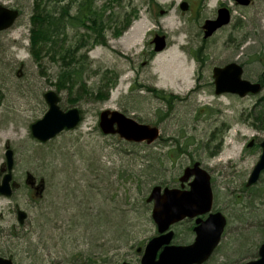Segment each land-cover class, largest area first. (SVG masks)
Wrapping results in <instances>:
<instances>
[{
    "label": "rangeland",
    "instance_id": "obj_1",
    "mask_svg": "<svg viewBox=\"0 0 264 264\" xmlns=\"http://www.w3.org/2000/svg\"><path fill=\"white\" fill-rule=\"evenodd\" d=\"M78 2L40 0V16L54 18L53 36L35 57L36 1L0 0L19 11L0 32V179L10 148L14 182L10 196L0 195V256L14 264H138L136 248L157 233L151 188L178 187L183 169L198 161L210 175L213 207L229 222L224 245L232 261L244 262L264 240V170L246 185L264 139V0H96L100 35L66 22ZM220 7L230 21L205 38L204 20ZM153 32L166 35L161 52L148 43ZM233 61L243 79L261 85L258 93H214L212 68ZM71 68L78 72L61 79ZM49 90L81 120L39 142L30 125L46 112ZM106 109L157 127L159 137L147 144L103 134Z\"/></svg>",
    "mask_w": 264,
    "mask_h": 264
},
{
    "label": "water",
    "instance_id": "obj_2",
    "mask_svg": "<svg viewBox=\"0 0 264 264\" xmlns=\"http://www.w3.org/2000/svg\"><path fill=\"white\" fill-rule=\"evenodd\" d=\"M240 5H248L251 0H234ZM181 10L188 9L187 2H181ZM19 16V11L0 5V32L10 28ZM230 21V12L225 7L216 11L214 19H206L202 25L204 37L211 36L219 28ZM154 52H161L166 47L164 34H155L151 39ZM243 68L236 62H228L223 66L212 68L214 93H232L243 97L249 93L256 94L261 89L259 83H251L242 78ZM47 104L44 115L30 125L32 136L39 142H46L65 129H72L80 122V112L76 107L63 111L59 106L58 94L49 90L43 94ZM98 126L105 135L117 134L128 142H145L151 144L159 137V129L155 126L139 123L131 117L117 110H103L99 113ZM250 140L247 146H252ZM261 153L254 164L246 185L255 183L264 170V139L259 143ZM5 164L1 168L3 175L0 179V195L8 197L13 192L12 166L13 151L6 148L4 152ZM31 177L28 175L26 181ZM191 178V180H189ZM183 185L188 182V188L164 187L155 185L151 188L146 201L152 202L151 218L155 223L158 235L148 240L142 253L140 264H191L200 262L218 243L220 233L224 226V216L220 212L210 214L209 217L195 227L197 235L195 241L187 246H166L157 255L163 244H167L172 232H165L169 226L184 217H194L207 213L212 206V191L209 173L196 161L191 166L183 169L178 177ZM38 191L42 186L36 187ZM17 221L24 223L26 212L21 209L16 211ZM260 259L245 264H264V246L259 251ZM0 264H14L10 258L0 256Z\"/></svg>",
    "mask_w": 264,
    "mask_h": 264
},
{
    "label": "flooded vegetation",
    "instance_id": "obj_3",
    "mask_svg": "<svg viewBox=\"0 0 264 264\" xmlns=\"http://www.w3.org/2000/svg\"><path fill=\"white\" fill-rule=\"evenodd\" d=\"M155 34H157V32H153V36ZM159 34H162V33L159 32ZM148 43L153 48V44L151 43V40ZM80 115H81V113H80ZM189 180H191V178ZM26 182L29 183V185L31 187H34L35 190H37L36 189L37 186L35 184V181L32 178H30L29 181H26ZM178 188L187 189L188 188V182H184L183 185H181V183L179 182ZM149 203L152 204V202H149ZM216 212H220L224 216V226H223L222 231L220 233L218 243L210 251V253L206 257H204V259H202V261L193 262L191 264H239L237 261H234V260L232 261V257L230 255V250L227 251L228 245L231 244V241L229 240V237L231 235V233H230L231 230L228 227L229 222L221 210L213 207V196H212V206L207 213L198 214V215H195L194 217H185V218L181 219L180 221L172 223L169 226V228L165 232H169V231L172 232L171 239L167 244L161 245V247L157 251V255L166 246H171V245H173V246H187V245L192 244L195 241V237L197 235L195 227L200 225L202 223V221H205L209 217L210 214H213ZM179 225H182V226L179 227ZM176 226H178L179 228H182V229L177 230V229H175ZM155 227H156V225H155ZM156 230H157V228H156ZM155 235H158V233H156ZM225 242H226L227 247L224 245ZM262 246H264V240L259 242L257 248H255V250H254V253L252 255L248 256L249 258L247 260H245L244 262H241L240 264H245V263H248L251 261L254 262V261L259 260L260 259L259 251H260V248ZM144 247H145V245L143 247L140 246V247L136 248V252L138 254H141V256H142V253L144 251ZM141 256H140V259H141ZM140 259H139L138 264H140ZM120 264H134V263L130 262V261L123 260Z\"/></svg>",
    "mask_w": 264,
    "mask_h": 264
},
{
    "label": "trees",
    "instance_id": "obj_4",
    "mask_svg": "<svg viewBox=\"0 0 264 264\" xmlns=\"http://www.w3.org/2000/svg\"><path fill=\"white\" fill-rule=\"evenodd\" d=\"M36 1L34 6V14L31 16V24L32 27L30 29L31 35V52L36 57L38 54L39 43L41 41H47L52 38V29L49 28V25L54 22V18L51 14H44L40 16L41 8L39 6L40 0ZM96 0H79L78 4L76 5V9L74 14L67 15L66 22L70 25L75 26H82L87 28L90 32L89 33H97L100 35L101 32V25L103 23L104 13H100L95 10ZM66 15L68 12L66 9L63 10ZM64 17L58 18V22L63 20ZM127 20L125 19L123 23H126ZM125 27V26H124ZM121 32L120 29L115 32V35H119ZM78 69L71 68L60 73L61 79L64 78L66 81L69 80L72 73H77ZM101 90V89H100ZM101 92L99 91V94ZM100 96V95H99Z\"/></svg>",
    "mask_w": 264,
    "mask_h": 264
}]
</instances>
